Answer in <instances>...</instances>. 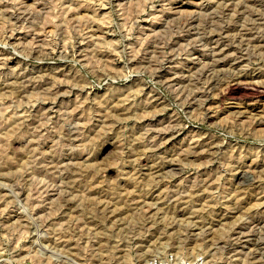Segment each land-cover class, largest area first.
<instances>
[{"label":"rangeland","instance_id":"obj_1","mask_svg":"<svg viewBox=\"0 0 264 264\" xmlns=\"http://www.w3.org/2000/svg\"><path fill=\"white\" fill-rule=\"evenodd\" d=\"M156 261L264 264V0H0V264Z\"/></svg>","mask_w":264,"mask_h":264},{"label":"bare ground","instance_id":"obj_2","mask_svg":"<svg viewBox=\"0 0 264 264\" xmlns=\"http://www.w3.org/2000/svg\"><path fill=\"white\" fill-rule=\"evenodd\" d=\"M38 49V48H37ZM228 74V73H227ZM240 75V74H239ZM54 76V75H53ZM50 77V76H49ZM33 79V78H32ZM219 79V78H218ZM242 78H240V76H236V74H235V76L233 75V76H229V78H228V81L227 82H225L224 84H222L221 86H224V88L222 89L223 90V93L224 94H228V95H230V96H234V95H240V94H253V93H251L250 91H252V90H250V89H248L247 87H245L244 85H247V84H244L243 82H242V80H241ZM220 82H221V80H219ZM216 82H217V80H216ZM214 83V82H213ZM215 84H217V83H215ZM214 84V85H215ZM218 84H219V82H218ZM221 84V83H220ZM258 85V84H257ZM209 87H211V86H209ZM212 87H213V85H212ZM22 88V87H21ZM254 91V90H253ZM256 94H258V93H256ZM201 96V95H200ZM251 96V95H250ZM158 99V98H157ZM206 99V98H205ZM118 111V110H117ZM172 128V127H171ZM166 135V134H165ZM199 143V142H198ZM212 143V142H211ZM205 144V143H204ZM203 144H201V146H202ZM207 145V144H206ZM208 146V145H207ZM212 147H214V145L212 146ZM154 148V147H153ZM208 148V147H207ZM208 150V149H207ZM138 152V151H137ZM138 154V153H137ZM211 154V153H210ZM186 157V156H185ZM239 161V160H238ZM158 167H161V166H158ZM158 167H156V168H158ZM168 170H170L171 172H178V169H174V168H172L171 166H170V169H168ZM249 176V175H248ZM248 176H246V172H244V173H242V174H240L239 175V180L241 181L240 183L241 184H244V183H247L248 184ZM89 179V178H88ZM250 179H252V178H250ZM243 181V182H242ZM256 181V180H255ZM239 182V181H238ZM239 183V184H240ZM250 183H252V182H250ZM240 184V185H241ZM246 185V184H245ZM211 235V234H210Z\"/></svg>","mask_w":264,"mask_h":264},{"label":"built area","instance_id":"obj_3","mask_svg":"<svg viewBox=\"0 0 264 264\" xmlns=\"http://www.w3.org/2000/svg\"><path fill=\"white\" fill-rule=\"evenodd\" d=\"M154 264H161V262H157V261H156V262H154Z\"/></svg>","mask_w":264,"mask_h":264}]
</instances>
